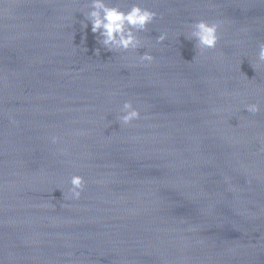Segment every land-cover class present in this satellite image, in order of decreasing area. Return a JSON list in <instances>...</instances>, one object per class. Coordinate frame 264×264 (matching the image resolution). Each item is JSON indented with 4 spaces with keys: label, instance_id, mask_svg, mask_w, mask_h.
Returning a JSON list of instances; mask_svg holds the SVG:
<instances>
[{
    "label": "water",
    "instance_id": "95a60500",
    "mask_svg": "<svg viewBox=\"0 0 264 264\" xmlns=\"http://www.w3.org/2000/svg\"><path fill=\"white\" fill-rule=\"evenodd\" d=\"M88 2L0 0L2 264H264V0H142L163 18L137 53L83 27ZM200 19L223 21L217 49L185 37Z\"/></svg>",
    "mask_w": 264,
    "mask_h": 264
},
{
    "label": "clouds",
    "instance_id": "9594fccd",
    "mask_svg": "<svg viewBox=\"0 0 264 264\" xmlns=\"http://www.w3.org/2000/svg\"><path fill=\"white\" fill-rule=\"evenodd\" d=\"M82 13L85 17V21L82 22L83 27L87 29L88 22H90L91 32L98 34V42L112 53H137L148 43L139 34L147 32L149 25L158 16L163 18L156 11L143 7L142 0H137L127 8L121 7L114 0H89L86 10H82ZM222 26L223 21L209 22L200 19L188 26L190 31L185 37L188 40L195 41L194 47L199 53L206 50H215L221 40ZM168 35L166 31L161 32L156 37V43L162 44L168 39ZM96 53L99 55V48L96 49ZM135 59L137 61L135 66L142 67H150L156 61V57L151 51H145L143 54L137 55ZM252 66L254 69L257 67L264 68V41L258 43V52ZM244 109L250 114H257L261 111V105L259 103H247ZM141 118L140 108L135 107L131 100H127L119 110L117 122L121 127H125L132 125L134 121ZM144 119H147V117H144ZM12 122L15 123V120L13 119ZM49 139L52 144L60 145L64 138L60 135H52ZM261 144V151H264V140H261ZM61 151L66 153L67 150L62 149ZM224 181L229 185L230 191H235V187L231 184V177L225 176ZM86 183L84 176L73 175L70 180L71 187L68 189L66 197L64 193V200L81 199L86 189ZM52 207L55 208V205H52ZM0 264H2V261H0Z\"/></svg>",
    "mask_w": 264,
    "mask_h": 264
}]
</instances>
